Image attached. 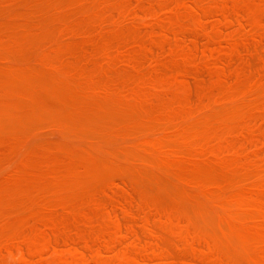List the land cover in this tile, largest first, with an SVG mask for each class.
<instances>
[{
	"label": "rangeland",
	"instance_id": "obj_1",
	"mask_svg": "<svg viewBox=\"0 0 264 264\" xmlns=\"http://www.w3.org/2000/svg\"><path fill=\"white\" fill-rule=\"evenodd\" d=\"M263 31L264 0H0L1 264H264Z\"/></svg>",
	"mask_w": 264,
	"mask_h": 264
},
{
	"label": "bare ground",
	"instance_id": "obj_2",
	"mask_svg": "<svg viewBox=\"0 0 264 264\" xmlns=\"http://www.w3.org/2000/svg\"><path fill=\"white\" fill-rule=\"evenodd\" d=\"M181 2H182V0H181ZM238 4H239V3H238ZM167 5H168V6H169V5H172V3H171V4L169 3V4H167ZM187 7H188V5H186V7L183 6L184 9L187 8ZM135 8H136V7H135ZM141 8H142V7H141ZM193 8H195V6H194ZM189 9H190V7H188L187 10H189ZM196 11H197V10H196ZM200 11H201V9H200ZM132 12H133V10L129 12V14H130L131 17H133V16L131 15ZM125 13H126V12H125ZM123 14H124V13H123ZM129 14H128V15H129ZM133 14H134V16L136 15V11H135V9H134V13H133ZM127 17H128V16H127ZM151 17H152V16H151ZM135 18H136V16H135ZM144 18H145V17H144ZM157 18H158V17H157ZM260 18H261V17H260ZM124 19H125V18H124ZM219 20H220V19H219ZM260 20H261V19H260ZM240 21H241V20H240ZM256 28H257V27H256ZM153 31H154V30H153ZM162 31H163V30H162ZM178 31H179V30H178ZM257 31H259V30H257ZM155 32H156V31H155ZM155 32H152V33L154 34ZM181 32H182V30H181ZM263 32H264V31H263ZM165 33H166V32H165ZM178 33H180V32H178ZM154 35H155V34H154ZM162 35H163V34H162ZM167 35H168V33H167ZM258 35H260L259 32H258ZM164 37H165V36H164ZM253 37H254V36H253ZM240 38H241V37H240ZM237 40L241 41V40H243V39H237ZM250 41H251V40H250ZM263 41H264V40H263ZM238 43H239V42H238ZM260 44H261V43H260ZM249 46H251V45H248L247 47L249 48ZM257 46H258V45H256L255 47H257ZM251 47H252V46H251ZM251 47H250V48H251ZM239 49H240V48H239ZM245 49H246V48H245ZM251 49H252V48H251ZM251 49H250V50H251ZM248 50H249V49H248ZM259 50H260V49H259ZM259 50H258V52H259ZM129 52H130V51H129ZM202 52H203V51H202ZM246 52H247V51H246ZM194 53H195V51H194ZM233 53H234V52H226L225 59H224V60H221V66H222V68L225 67V66H229V64H230V60L232 59V55H233ZM259 53L261 54V52H259ZM191 54H192V52H187V54L184 55V57H183V59H182V61H183V63H184V66H189L190 64L195 65V63L193 62V58L191 57ZM196 54H197V52H196ZM200 54H201V53H200ZM239 54H240V53H239ZM260 54H259V56H262V57H261V61H262V65L264 66V56H263V55H260ZM204 55H205V54H204ZM233 56H236V55L234 54ZM204 58H205V57H204ZM233 58H234V57H233ZM243 58H244V60H245L246 62L248 61L247 63H249V61H250L249 58H247V57L245 58V56H244ZM257 58H259V57H257ZM199 59H200V58H199ZM202 59H203V58H202ZM196 63H197V61H196ZM187 64H188V65H187ZM197 64H198V63H197ZM151 65H152V64H151ZM161 65H162V64H161ZM190 66H191V65H190ZM201 66H202V65H201ZM201 66H200V67H201ZM170 67H171V66H170ZM204 67H205V66H204ZM231 67H232V66H231ZM231 67H230V68H231ZM245 67H246V66H245ZM259 67H260V66H259ZM157 68H158V66H157ZM201 68H202V67H201ZM227 68H228V67H227ZM181 69H182V68H181ZM193 69H194V68H193ZM204 69H205V68H204ZM225 69H226V68H224L223 70H225ZM185 70H186V69H185ZM232 70H233V69H232ZM256 70H257V69H256ZM258 70H259V69H258ZM161 71H162V70H161ZM171 71H172V70H171ZM179 71H180V70H179ZM233 71H234V70H233ZM181 72H182V71H181ZM186 72H189V71H186ZM193 72H194V70H193ZM221 72H222V71H221ZM216 73H217V72H216ZM175 74H176V72H175ZM179 74H180V73H179ZM181 74H182V73H181ZM191 74H192V73H191ZM211 74H212V73H211ZM157 75H158V74H157ZM216 75H218V74H216ZM216 75H214V76H216ZM171 76H173V75L171 74ZM180 76H181V75H180ZM222 76H223V75H222ZM260 76H261V74H260ZM167 77H169V75L166 76V78H167ZM177 77H178V76H176V78H177ZM211 77H213V76H211ZM219 77L221 78V75H220ZM166 78H165V79H166ZM169 78H171V77H169ZM196 78H197V76H196ZM213 78H214V77H213ZM167 79H168V78H167ZM151 80H153V79H151ZM177 80H178V79H177ZM186 80H187V79H186ZM157 81H158V80H153V81H150V82H157ZM161 81H163V80H161ZM258 81H259V80H258ZM196 82H197V81H196ZM262 82L264 83V81H262ZM166 83H167V82H166ZM168 83H170V82H168ZM182 83H183V82H181V84H182ZM184 83H186V82H184ZM150 84H152V83H150ZM161 84H162V83H161ZM177 84H180V83H177ZM189 85H190V84H189ZM171 86H172V85H171ZM171 86H170V87H171ZM174 86H175V84H174ZM186 86H187V85H186ZM186 86H185V87H186ZM163 87H164V86H163ZM180 87H182V86H180ZM183 87H184V85H183ZM189 87H190V86H189ZM248 87H249V86H248ZM165 88H166V87H165ZM167 88H169V86H167ZM186 88H187V87H186ZM256 88H258V87H256ZM261 88H262V87H260V89H261ZM184 89H185V88H184ZM220 89H221V90H220V91H221V94H224L226 90L223 89V87L220 88ZM250 89H251V88H250ZM170 90H172V89H170ZM261 90H263V89H261ZM139 91H140V90H139ZM172 91H173V90H172ZM140 92H141V94L143 93V91H140ZM177 92H178V91H177ZM174 93H176V92L174 91ZM250 93H251V92H250ZM263 93H264V91H263ZM182 94H183V93H182ZM252 94H253V93H252ZM214 95H216V94H214ZM214 95H213V96H214ZM143 96H144V94H143ZM206 96H208V95H206ZM241 96H242V95H241ZM246 96H247V95H246ZM150 97H151V96L149 95V98H150ZM143 98H144L145 100L148 99V95H147V96H144ZM151 98H152V97H151ZM186 98H187V97H186ZM186 98H185V99H186ZM204 98H205V97H204ZM167 99H169V98H167ZM208 99H209V98H208ZM221 99H222V98H221ZM254 99H256V98L254 97ZM205 100H206V99H205ZM205 100H203V101L205 102ZM243 100H244V99H243ZM246 100H247V99H246ZM248 100H249V99H248ZM169 101H170V99H169ZM197 101L199 102V100H197ZM201 101H202V100H201ZM201 101H200V102H201ZM148 102H150V101L148 100ZM249 102H250V101H249ZM255 102H256V100H255ZM151 103H152V102H151ZM166 103L168 104L167 101H166ZM202 103H203V102H202ZM202 103H201V106H202ZM154 104H155V103H154ZM161 104H162V103H161ZM161 104L159 103L158 105H161ZM171 104H172V103H171ZM203 104H204V103H203ZM207 104H208V103H207ZM168 106H169V104H168ZM175 106H176V105H175ZM183 106H184V105H183ZM206 106H207V105H206ZM160 108H161V107H159V109H160ZM165 108L168 109L167 107H165ZM183 108H184V107H183ZM161 109H162V108H161ZM170 109H171V110H170L169 112L174 113V112L172 111L174 108L171 107ZM176 109H177V108H176ZM180 109H182V108H180ZM194 109H195V108H194ZM162 110H164V109H162ZM177 111H178V110H176V112H177ZM194 111H195V110H194ZM176 112H175V113H176ZM185 112H187V111L185 110ZM165 113H167V111H166ZM193 113H194V112H193ZM158 114H159V113H158ZM160 114H161V113H160ZM169 115H170V113H169ZM263 115H264V114H263ZM161 116H162V115H161ZM164 116H166V115H163V117H164ZM167 116H168V115H167ZM167 116H166V117H167ZM261 116H262V115H261ZM240 117H241V116H240ZM241 118H243V117H241ZM250 118H251V117H250ZM251 120H252V119H251ZM262 121H263V120H262ZM262 121H261V122H262ZM184 124H185V123H184ZM184 124H183V125H184ZM260 124H261V123H260ZM181 127H182V126H181ZM245 127H246V126H245ZM249 127H250V126H249ZM261 127H262V126H261ZM182 128H183V127H182ZM252 129H253V128H252ZM212 130H213V129H212ZM260 130H261V128H260ZM252 131H254V130H251V132H252ZM258 131H259V130H258ZM262 131H263V130H262ZM231 132H232V131H231ZM244 134H245V133H244ZM194 135H195V134H194ZM233 135H234V134H233ZM225 137H226V136H225ZM206 138H207V137H206ZM206 138H204L206 141H204L203 139H200L203 143H193V144H191V143H190V139H191V137L188 138V135H186V136L183 138V146H181L180 148L178 147L177 149L180 150V153H182V155H188V154H190V153L192 152V150H193L194 148H196V150L199 149V148H198L199 145H204V149L209 148V146L206 145V144L208 143V141H207ZM255 141H256V140H255ZM228 142H229V141H228ZM147 143L149 144V147H150L151 149H155V150H156V152L158 153V155L160 156V158L162 159V161H164V160H166V161H173V160H174L173 158H176V157H177V152H176V150H173V151H172V150H171V151H167V150H166V151H165V150H163V148H162V149H159L160 144H159L158 140H155L154 142H151V141L149 142V141H147ZM228 144H229V143H228ZM254 144H255V143H254ZM261 144H262V143H261ZM209 145H210V144H209ZM230 145H231V144H230ZM146 147H147V146H146ZM200 147L203 148V146H200ZM111 150H112V149H111ZM194 150H195V149H194ZM196 150H195V151H196ZM202 151H203V150H202ZM128 152H130V151H128ZM207 152H208V151H207ZM192 153H193V152H192ZM113 154H114V153H113ZM251 154H252V153H250V155H251ZM114 155H115V154H114ZM128 155H129V153H128ZM130 155H132V154L130 153ZM212 155H214V154H212ZM115 156H116V155H115ZM218 156H219V154H218ZM215 157H216V156H215ZM108 158H110V157H108ZM130 158H131V157H130ZM249 158H250V157H249ZM104 164H105V163H104ZM107 165H108V164H107ZM116 165H117V164H116ZM107 167H108V166H107ZM114 167H115V164H114ZM117 167H118V166H117ZM140 168H141V167H140ZM106 169H108V168H106ZM115 170H116V169H115ZM138 170H139V169H138ZM117 172H118V170H117ZM136 172H137V171H135L134 173H136ZM120 173H121V172H120ZM124 173H125V171H124ZM137 174H138V173H137ZM139 174H140V173H139ZM254 179H255V178H254ZM255 180H257V179H255ZM255 180H254V181H255ZM259 180H260V178H258L257 181H259ZM258 183H260V184L262 185V184L264 183V181H263V182H262V181H261V182L259 181ZM260 187H261V186H260ZM235 189H236V187H235ZM231 190H232V187H231ZM231 192H232V191H231ZM254 193L257 194L256 192H254ZM254 193H253V192H249V198H250V197H257V196L259 197V196H260V194L255 196V195H253ZM247 196H248V195L245 194L244 189H242V188L239 189V190L236 191V192H233V193H229V194H228V197H230V199H231L233 202H237V203H244V202H246V201L248 200V197H247ZM48 201H51V200L49 199ZM60 202H61V201H60ZM94 202H95V201H94ZM8 203H9V202H8ZM204 203H205V202H204ZM10 204H11V203H10ZM10 204H7V203H6V205H8L9 207H11ZM21 204H22V202H21ZM63 204H64V203H62V205H63ZM95 204H96V203H95ZM11 205H12V204H11ZM123 206H124V205H123ZM123 206H122V207H123ZM61 207H62V206H61ZM65 207H66V206H65ZM95 207H98V206L96 205ZM122 207H121V208H122ZM178 207H180V206L177 205V208H178ZM251 207H252V206H251ZM27 208H28V207H27ZM7 209H8V208H7ZM12 209L14 210V214H15V213H16V212H15L16 208L14 209V208L12 207ZM12 209H11V210H12ZM95 209H96V208H95ZM124 209H125V208H124ZM118 210H119V212H120V208H119ZM121 211H122V210H121ZM117 212H118V211H115V213H117ZM5 213H8L9 216L12 215V214H11L12 212H7V210H6L3 214H5ZM9 213H10V214H9ZM85 213H86V212H85ZM115 213H113V214H115ZM130 213H132V212H130ZM14 214H13V215H14ZM86 214H88V212H87ZM120 214H123V212H120ZM177 215H178V214H177ZM116 216H117V215H116ZM116 216H114V218H116ZM110 217L112 218V216H110ZM116 219H117V218H116ZM174 220H175V219H174ZM233 223H234V222H233ZM1 224L6 225L4 222L1 223ZM4 225H3V226H4ZM65 226H66V225H64V227H65ZM4 227H5V226H4ZM56 227H57V226H56ZM56 227H55V228H56ZM64 227H63V228H64ZM55 228H54V229H55ZM58 228H60L61 231H62V226H61V227L59 226ZM66 228H67V227H65V230H66ZM106 228H108V227H106ZM6 229H7V228H6ZM32 229H33V227H32ZM32 229H31V230H32ZM54 229L52 230V228H51L52 231H55L57 228H56L55 230H54ZM60 229H59V230H60ZM1 230H3V229L0 228V231H1ZM65 230H64L63 232H60V233H62L61 236H65L63 233L66 232V231L68 232V229H67L66 231H65ZM235 230H237V229H235ZM254 230H256V229H254ZM3 231H4V230H3ZM34 231H36V230H34ZM39 231H40V230H39ZM39 231H37L36 233H38ZM44 231H46V229H44ZM200 231H201V229H200ZM6 232H7V234H3V232H0V234H3V235H1V236H4V238H5V237L8 236L9 234L11 235V233H10L9 231L6 230ZM6 232H5V233H6ZM8 232H9V234H8ZM49 232H50V229L48 230L47 233H49ZM67 232H66V233H67ZM207 232H208V231H207ZM211 232H213V231H211ZM261 232H263V231H261ZM31 233H32V234H36V233L33 232V231H32ZM45 233H46V232H45ZM47 233H46V234H47ZM55 233H57V235H58V234H59V231H58V232L55 231ZM189 233H190V232H189ZM205 233H206V232H205ZM39 234H40V236H41V239H40V240L43 241L41 233H39ZM39 234H38V235H39ZM46 234H45V235H46ZM50 234H52V233L50 232ZM111 234H112V233H111ZM211 234H212V233H211ZM10 235H9V236H10ZM30 235H31V234H30ZM36 235H37V234H36ZM52 235H53V234H52ZM57 235H56V236H57ZM67 235H69V233H68ZM67 235H66V236H67ZM81 235H84V232H83V231L81 232L80 236H81ZM212 235H213V234H212ZM235 235H236V234H235ZM32 236H33V235H32ZM69 236H70V235H69ZM122 236H123V235H122ZM213 236H214V235H213ZM57 237H58V236H57ZM67 237H68V236H67ZM97 237H98V236H97ZM114 237H115V236H114ZM204 237H206V236H204ZM230 237H231V236H230ZM232 237H233V236H232ZM4 238H3V239H4ZM8 238H9V237H8ZM8 238H7V239H8ZM30 238H31V236H30ZM35 238L38 239V237H34V242L36 241ZM48 238H50L49 235H48V237L46 236V238H45V243H44V244H46V241H47ZM61 238H62V237H61ZM69 238L72 239L73 237H68V239H69ZM139 238H140V237H139ZM191 238H192V237H191ZM198 238H199V237H198ZM5 239H6V238H5ZM5 239H4V240H5ZM11 239H12V238H11ZM51 239H52V237H51ZM63 239L66 240L67 238L65 237V238H63ZM68 239H67V240H68ZM94 239H95V237H94ZM104 239H105V238H104ZM0 240H1V237H0ZM40 240H39V242H40ZM48 240H49V239H48ZM57 240H58V239H57ZM57 240L55 239L54 241H52V240H51V241H52V242H57ZM85 240H86V239H85ZM105 240H106V239H105ZM20 241H21V240H20ZM29 241L31 242V240H29ZM51 241H50V242H51ZM86 241H87V240H86ZM94 241H95V240H94ZM96 241L99 242L100 239H99V240L97 239ZM191 241H192V240H190V242H191ZM196 241H198V240H196ZM217 241H218V240H217ZM34 242H31V243H34ZM43 242H44V241H43ZM47 242H48V241H47ZM52 242L49 243V244H50V245H51V244H54V243H52ZM91 242H92V241H91ZM102 242H104V240H103ZM190 242H189V243H190ZM215 242H216V241H215ZM218 242H219V241H218ZM16 243H17V241H16ZM21 243H22V241H21ZM21 243H20V245L22 246ZM31 243H30V244H31ZM36 243L38 244V240H37ZM57 243H58V242H57ZM87 243H88V241H87ZM89 243H90V241H89ZM89 243H88V244H89ZM198 243H200V242L198 241V242L196 243V245H197ZM17 244H19V243H17ZM34 244H35V243H34ZM47 244H48V243H47ZM47 244H46V245H43L42 242H41V246H42V245H43V246L40 247V248H38V245H39V244H38V245H37V248H38L39 250H40L41 248H43L44 246H46V248H47V247L49 246V245H47ZM96 244L99 245V243H96ZM104 244H105V242H104ZM190 244H191V243H190ZM194 244H195V242H193V245H194ZM215 244H216V243H215ZM86 245H87V244L84 243V246H86ZM196 245H195V248H196ZM199 245H200V244H198V246H199ZM21 246H20L19 248H21ZM31 246L34 247L35 245L31 244L29 247H31ZM51 246H53V245H51ZM89 246L91 247V244H89ZM106 246H107V245H106ZM106 246H105V247H106ZM152 246H153V245H152ZM55 247H58V246L56 245ZM86 247H87V246H86ZM86 247H85V248H86ZM99 247H100V246H99ZM248 247H249V246H248ZM34 248H35V247H34ZM87 248H88V247H87ZM93 248L96 249V251H97V248H96V247H93ZM107 248H108V247H107ZM193 248H194V247H193ZM197 248H198V247H197ZM199 248H200V247H199ZM199 248H198V249H199ZM28 249H29V248H28ZM43 249H44V248H43ZM58 249H59V248H58ZM186 249H187V248H186ZM221 249H222V248H221ZM21 250H22V249H21ZM33 250H34V249H32V251H33ZM128 250H129V249H128ZM128 250H127V252H128ZM193 250H194V249H192V251H193ZM196 250H197V249H195L194 252H195ZM224 250H225V249H224ZM1 251H2V250H1ZM29 251H30V249H29ZM58 251H59V250H58ZM151 251H153V250H151ZM197 251H198V250H197ZM197 251H196V252H197ZM39 252H40V251H39ZM39 252H38V253H39ZM54 252H56V251H54ZM154 252H155V254H156V251H154ZM214 252H215V251H214ZM225 252H226V251H225ZM35 253H37V252L35 251ZM79 253H80V252H79ZM81 253H82V252H81ZM148 253H149V252H148ZM158 253H159V252H158ZM158 253H157V254H158ZM197 253H198V252H197ZM219 253H220V252H219ZM39 254H40V253H39ZM212 254H214V253H212ZM59 255H60V254H59ZM83 255H84V254H83ZM224 255H225V254H224ZM81 256H82V255H81ZM126 256H127V255H126ZM214 256H216V255H214ZM24 257H25V256H24ZM86 257H87V256H86ZM79 258H80V257H79ZM83 258H84V257H82V260H83ZM87 258H88V257H87ZM126 258H127V257H126ZM136 258H137V257H136ZM214 259H216V258H214ZM4 260H5V259H4ZM77 260H78V259H77ZM89 260H90V259H89ZM126 260H128V259H126ZM216 260H218V257H217ZM23 261H25V259H23ZM26 261H28V260L26 259ZM78 261H79V260H78ZM86 261H88V260H86ZM94 261H95V260H94ZM97 261H98V260H97ZM119 261H120V259H119ZM122 261H124V259H123ZM200 261H201V260H200ZM98 262H99V261H98ZM102 262H103V261H102ZM116 262H117V260H116ZM120 262H121V261H120ZM74 263H75V262H74ZM76 263H77V261H76ZM86 263H88V262H86ZM89 263H90V261H89ZM89 263H88V264H89ZM130 263H131V262H130ZM196 263H197V262H196ZM0 264H1V262H0ZM2 264H3V263H2ZM29 264H30V263H29ZM31 264H32V263H31ZM33 264H34V263H33ZM36 264H37V263H36ZM41 264H42V263H41ZM71 264H72V263H71ZM102 264H103V263H102Z\"/></svg>",
	"mask_w": 264,
	"mask_h": 264
}]
</instances>
